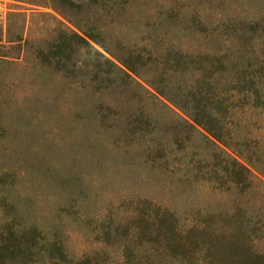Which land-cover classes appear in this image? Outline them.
<instances>
[{
	"label": "rangeland",
	"instance_id": "374dc122",
	"mask_svg": "<svg viewBox=\"0 0 264 264\" xmlns=\"http://www.w3.org/2000/svg\"><path fill=\"white\" fill-rule=\"evenodd\" d=\"M0 2V264H264V0Z\"/></svg>",
	"mask_w": 264,
	"mask_h": 264
},
{
	"label": "trees",
	"instance_id": "16d2710c",
	"mask_svg": "<svg viewBox=\"0 0 264 264\" xmlns=\"http://www.w3.org/2000/svg\"><path fill=\"white\" fill-rule=\"evenodd\" d=\"M51 10L61 16L60 14H58L57 10H55V8H51ZM52 17L63 27H65L67 29V31L70 33L72 40L74 41V44L77 45H81V46H90L88 40L86 39L85 34H83V32L76 26L74 25V23L65 18L64 16H61V18L57 17L56 15H52ZM89 38V37H88ZM91 40V38H89ZM1 43V41H0Z\"/></svg>",
	"mask_w": 264,
	"mask_h": 264
},
{
	"label": "built area",
	"instance_id": "2783aa9c",
	"mask_svg": "<svg viewBox=\"0 0 264 264\" xmlns=\"http://www.w3.org/2000/svg\"><path fill=\"white\" fill-rule=\"evenodd\" d=\"M1 12H2V4L0 2V14H1Z\"/></svg>",
	"mask_w": 264,
	"mask_h": 264
}]
</instances>
